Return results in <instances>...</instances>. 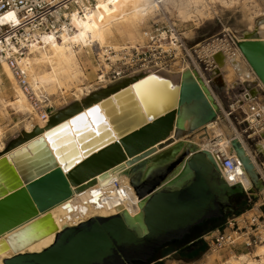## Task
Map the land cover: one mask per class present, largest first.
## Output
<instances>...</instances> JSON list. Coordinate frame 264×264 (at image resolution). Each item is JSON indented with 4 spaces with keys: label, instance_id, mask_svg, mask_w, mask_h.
Instances as JSON below:
<instances>
[{
    "label": "bare ground",
    "instance_id": "obj_1",
    "mask_svg": "<svg viewBox=\"0 0 264 264\" xmlns=\"http://www.w3.org/2000/svg\"><path fill=\"white\" fill-rule=\"evenodd\" d=\"M239 5L243 11V20L239 23L242 28L238 34L232 35L234 41L237 43L258 41L264 44V0H54L53 17L44 22L43 28L38 26L25 28L21 46L27 47V53L13 62L27 77L33 95L30 98L20 85L12 69V62L0 56V119L5 121V124L0 122V153L5 150L9 140L17 138L22 132L29 134L35 127L43 129L52 114L63 111L72 104L82 103L95 92L106 90L110 86L114 87L123 79L133 77L137 78L117 87L109 97L92 104L79 114L83 115L97 105L103 117L104 114L106 115L105 108L110 105L114 106V111L109 114L110 116L119 114L121 110H130L124 118L115 123L138 114L141 119L136 117L118 129L123 131L127 128L135 131L142 125L153 123V119L165 117L168 113L177 111L180 84L188 76L203 79L218 110L216 120L202 128L195 129V119L187 118L182 108L179 114L176 113L172 132L152 151L141 155L136 160L129 159L111 168L106 177L97 176L93 183H87L82 189L73 187L70 198L35 219L49 215L50 220L40 227L13 235L19 232L22 228L20 227L1 237L0 240L6 244L8 249L0 253V264H4V260L18 254L43 252L54 244L58 233L66 228L77 227L93 218L120 215L130 229L139 228L141 234H145L146 230L142 220L143 208L147 199L141 201L131 184L132 170L137 166H142V163L145 164L142 168L143 179H147L153 170L178 162L187 151L223 153L226 156L233 154L239 160L240 166L229 175H222L223 179L230 186L241 184L248 192L255 189L250 174L240 161L237 152L233 151L231 139L236 138L241 143L244 154L251 160L255 171L264 177V164L258 161V156L264 158V133L250 147L227 117L225 107L216 90L228 93L235 88L243 87L247 91L252 89L257 94L261 90L264 91V86L239 48L233 47L230 41L226 40L223 45L219 41L215 43L213 41L210 45L198 46L202 48L200 56H207L214 60L213 70L217 79L214 85L208 84L201 67L185 45L184 40H191L193 30L180 34L181 25L193 23L197 30L202 21H209L213 15H218V7L233 9ZM152 20L156 23L157 20L162 22L169 20L167 23L171 33L163 32L158 35L157 40L153 39L152 28L148 25ZM2 23L18 27L22 25L15 13L6 14ZM224 28L225 32H232V29L226 26ZM151 40L158 42L164 52H175V62L170 66H165L159 61L157 55L153 54L152 59L155 60V65L148 63L135 68L130 57L134 55L135 50L156 47L150 45ZM182 44L191 56L192 62L187 61L185 57L179 59L183 56L180 46ZM14 49L19 51L18 48ZM94 52L97 54L99 67L93 65ZM121 61H125V66L133 67L127 74L125 71L124 74L120 69L114 71L112 68ZM90 69H95L96 73L99 72L95 84L88 82L87 72ZM112 71L115 74L114 78L109 77ZM5 81L12 97L6 91ZM135 83L140 84L134 88ZM175 86L178 89L173 92L172 89ZM126 90H129L131 97H124L120 105L128 104L127 107L120 109L119 105L114 102V96L118 94L121 96V93ZM44 99H48L49 105L55 109L51 114L38 112L39 110L34 105L35 102L43 103ZM107 99H111L112 102L102 108L101 104ZM140 99L146 103L145 106L141 105L142 100ZM149 107L153 112L152 117H148V111H145ZM79 114L69 118L66 125L55 131L60 132L65 129L58 136L68 133L76 144L74 129H79L86 121L89 122L86 117L73 123L72 120ZM99 120L103 122L107 121V118ZM134 125V128H130ZM88 128L92 132L93 126L89 125ZM40 139L45 140L44 134L37 135L9 153L0 156V160L5 158L9 164H12L13 175L20 182L21 179L13 167L11 154L18 150L28 152L29 148L38 145ZM120 140V136L116 134L114 143ZM45 146L48 148V144ZM41 148L42 146L34 152ZM49 152L52 154L50 150ZM21 153L22 151L18 154ZM28 157H30L29 152L21 156L19 160L32 159ZM85 159L80 153L79 161L82 162ZM186 161L187 159L177 166L160 189L177 187V179L184 172ZM27 162L29 161L24 160L22 163ZM23 186L25 183L22 182L20 187ZM5 192L8 194L7 191ZM260 192L264 197V186L261 187ZM262 205H264V199L258 201L254 209L247 210L240 217L245 207L243 202L235 214L240 217L238 219L240 226L250 223L256 215L261 216L260 206ZM245 219L249 221L246 222ZM227 233L240 241L248 236V234L239 236L230 229H227ZM206 238L209 239L210 236L207 235ZM13 247L16 250H13ZM220 254L215 250L209 251L204 255L201 264H216V261L218 264H264V245H259L253 253L246 252L239 255L229 253V257L224 256L226 260H223Z\"/></svg>",
    "mask_w": 264,
    "mask_h": 264
},
{
    "label": "water",
    "instance_id": "obj_2",
    "mask_svg": "<svg viewBox=\"0 0 264 264\" xmlns=\"http://www.w3.org/2000/svg\"><path fill=\"white\" fill-rule=\"evenodd\" d=\"M238 48L264 86V44L258 41L239 42ZM136 78L123 79L114 87L95 92L82 103L72 104L67 109L52 114L43 129L35 127L29 134L22 132L7 143L0 156L37 135L44 134L45 139L38 140V145L29 148L28 158L32 159H24L29 161L27 163H22L24 160L19 159L28 152L18 150L11 154L13 167L21 182L13 175L12 164L5 158L0 160V238L20 227L22 228L19 232L13 235L40 227L50 220L49 215L35 219L70 198L73 187L82 189L87 183H93L97 176L106 177L111 168L129 159L136 160L152 151L172 132L176 113L179 114L182 108L187 118L195 119V129L216 120L218 107L208 88L201 79L188 76L181 81L179 108L176 112L153 119V123L142 125L135 131L127 128L120 131L118 129L124 123L141 116L137 114L115 123L124 118L130 110H121L119 114L110 116L114 111V106L110 105L105 108L104 117L107 118V123L100 112L98 116L88 115L89 122L86 121L82 127L73 131L76 143L71 142L73 150L62 154V150L68 145L59 147V144L69 136L68 133L63 134V137L58 136L65 129L55 131L66 125L69 118L109 97L117 87ZM140 83H135L134 88ZM177 89L175 86L172 91ZM128 91L122 92L121 96H114V102L120 109L127 107L128 103L120 104L124 97H131ZM124 93L127 94L122 96ZM111 102V99H107L101 104L102 108ZM145 104L142 100L141 105ZM150 109L151 107L145 109L148 111V117L153 116ZM98 118L104 121L99 122ZM72 122L77 121L74 118ZM89 125L93 126L92 132L88 128ZM134 127L135 125L130 128ZM116 134L121 140L114 143ZM58 137L61 138L57 140ZM40 146L42 148L34 152ZM232 147L250 174L253 187L261 190L263 184L260 174L255 171L254 165L245 156L244 148L236 138L232 140ZM20 151L22 153L18 154ZM80 153L86 158L82 162L79 161ZM186 159L184 172L177 179V187L160 189L168 176ZM144 165L142 163V166L132 170L131 184L141 201L147 199L142 220L145 234H141L139 228L130 229L120 215L93 218L58 233L54 244L43 252L18 254L4 260V264H162L163 250L174 247L181 251L183 249L176 247V244L185 239L187 244L184 249L194 248L203 241L200 235L191 237L194 228L207 221L224 220L230 215H235L247 197L241 184L230 186L223 179L213 156L208 152L187 151L178 162L153 170L147 179H143L142 175ZM22 182L25 186L20 187ZM252 192H255V189ZM7 249L6 244L0 240V253ZM13 250L16 248L13 247Z\"/></svg>",
    "mask_w": 264,
    "mask_h": 264
},
{
    "label": "built area",
    "instance_id": "obj_3",
    "mask_svg": "<svg viewBox=\"0 0 264 264\" xmlns=\"http://www.w3.org/2000/svg\"><path fill=\"white\" fill-rule=\"evenodd\" d=\"M53 1L54 0H0V56L9 62H12V69L15 75L18 77L20 85L26 90L30 98H32L33 94L28 85L27 77L13 61L17 58L24 57L27 53V47L21 46V38L25 32V28L31 26L43 28L44 22L52 19L54 13ZM8 13H15L22 25L18 27L11 24H3L2 20ZM155 26H157V24ZM163 32L171 33V30L168 28V26L166 28L162 27V29H158V27L154 29L152 27L151 33L153 35V39L156 38L157 40L158 35ZM232 35L233 34L231 33L223 32L221 36L205 41L199 45L207 46L213 41L214 43L215 41H219L223 45L226 40L230 41V44L233 47L238 48V43L234 41ZM149 42L150 45H155L156 47L151 49L147 48V52L145 53H142V49L135 50L134 55L130 57L132 61H134L132 62L134 63V67H137L138 63H142V55H146V53L149 54V61L144 60L143 62L147 64L151 63L152 65H155V60L152 59L153 54L157 55L159 61L165 66H169L168 61L170 59L174 60L176 58V55L174 54L175 52L166 53L158 44V42H153V40ZM199 45L192 47L189 50L206 76L207 83L214 85L217 79L215 76V71L213 70L214 60H211L212 58L207 56H200L199 53L202 52V48H198ZM180 46L182 49V54L183 52L186 54L183 56L188 59L189 62H192L191 56L186 51L184 44ZM14 48H18L19 51H16ZM125 64L126 63H123V68H126L127 71L133 68L132 66H125ZM141 66L142 64L139 67ZM118 76L120 77V75ZM225 94L228 97V103L225 107L227 117L236 126L237 130L240 132L247 144L250 147L253 146L255 142L260 139L262 133H264V96H262L264 91L261 90V92H257L256 94L252 89H248L247 91L246 88L238 87L228 93L225 92ZM34 105L36 109L39 110L38 112H43V114L46 115L48 114V99H44L43 103L35 102ZM233 139L234 138L231 139V145ZM211 155L220 169V172L224 176L236 171L240 166L239 160L236 159L233 154L226 156L223 153H213ZM260 178L264 186V178L261 174ZM260 191L261 190L257 188H255V192H252V190L249 192L245 190L247 197L244 201V211L242 214H240V217H242L243 214L247 212V210L254 209L258 202L257 193L261 194ZM262 199H264V197L260 195L259 200ZM260 211L261 216H254L250 220V223H245L244 226H240V222L238 221L240 217H238V215L226 217L222 227H219L217 230L208 233L210 236L209 239L206 240V238L202 237L203 241L205 239V244L207 245L208 250H215L224 254L225 256H229V253L232 252L236 255L246 252L253 253L259 245H264V205L260 206ZM245 221L248 222L249 220L245 219ZM227 229L239 234V236L246 234H248V236L242 241L236 240L227 233Z\"/></svg>",
    "mask_w": 264,
    "mask_h": 264
},
{
    "label": "rangeland",
    "instance_id": "obj_4",
    "mask_svg": "<svg viewBox=\"0 0 264 264\" xmlns=\"http://www.w3.org/2000/svg\"><path fill=\"white\" fill-rule=\"evenodd\" d=\"M218 12H219L218 15H213V18L211 20L202 21L199 29H197V30H195V26L193 25V23L186 24L184 26L181 25L180 34L185 33L189 30H193V36H192L191 40H187V39L184 40L185 45L187 46L188 49L195 47L199 44H202L205 41H208V40H211V39L216 38L218 36H221V34H223V32H225V30H226L224 28L225 26L232 29V32H229V33L235 34V35L238 34L239 30L242 28L239 26V23L243 20V11H242L241 6L240 5L235 6L233 9H222V8L218 7ZM157 21L158 22L156 23L154 20H152L149 22L148 25L151 26V28L153 27L154 29L157 27H158V29H162V27L166 28L167 26L169 28V24L167 23V22H169V20H166L167 22H162L160 20H157ZM156 24H157V26H155ZM146 44H147V46L149 45L148 42ZM145 52H147V48L142 49V53H145ZM182 55L185 56L186 55L185 52H183ZM184 56H180L179 59L183 58ZM93 57H94L93 58V65L95 67H99V63L97 62V54L95 52H94ZM144 60L149 61V54H147V53H146V55L143 54L142 55V63H138L137 67H135V68H138L141 64L142 65L147 64V63L143 62ZM186 60L188 61V59H186ZM132 62H134V61H132ZM174 62L175 61L173 59H170L168 61V65L170 66ZM123 63H125V61H123L121 63L118 62L115 65H113L112 68L114 69V71L116 69L117 70L120 69L121 71H125L127 73L128 72L127 69L123 68ZM114 71L111 72L109 77L115 76V74H113ZM98 74H99V72L96 73L95 69L88 70V72H87V76L89 78L88 82L91 84H95L97 82V75ZM5 87L7 89L6 91H8L9 86H8L6 81H5ZM216 92H217L218 96L220 97L221 102L223 103L224 107H226V105L228 103V97L226 96L225 92L219 91V90H216ZM9 94L12 97V94L10 92H9ZM48 106H49L48 114H50L55 109L52 108V106H50L49 103H48ZM15 120H17V119H15ZM0 122L2 124H5V121H2L1 119H0ZM63 136H65V135H63ZM63 136H61V137H63ZM61 137H58L57 140L60 139ZM71 142H72V139H70L69 137H65L63 139V141L60 142L59 147L64 146V145H68V147H66L65 149L62 150V154L69 153L73 150V145H71ZM261 159H262L261 157H258L259 163H262V162H260ZM257 194H258V201H261V200H259L261 194L260 193H257ZM224 222H225L224 220H220V221L215 222L214 224H211V225L205 227L204 230L200 233V236L206 238L208 233L216 230L219 227H222ZM207 239L208 238H206V240ZM200 244L202 247L205 245L206 248H204V250H202V251H199V253L192 255L189 258L182 257L179 253L180 251H177L175 248L174 249L166 248L162 252V257L164 259V262L162 264H201V260L203 259L204 255L209 252V250L207 248V245L205 244V239H204V241L200 242ZM180 249H184V248H180ZM221 256H222L223 260H226V258L224 257L225 256L224 254H222ZM226 257H229V256H226ZM216 264H218L217 261H216Z\"/></svg>",
    "mask_w": 264,
    "mask_h": 264
},
{
    "label": "flooded vegetation",
    "instance_id": "obj_5",
    "mask_svg": "<svg viewBox=\"0 0 264 264\" xmlns=\"http://www.w3.org/2000/svg\"><path fill=\"white\" fill-rule=\"evenodd\" d=\"M218 220H211V221H207L206 223H204L203 225L199 226V227H196L192 230L191 232V237H196V236H199L200 233L204 230L205 227L211 225V224H214L215 222H217ZM187 244V240H183V241H180L176 244V247H179V248H184ZM200 244V243H198ZM197 244V245H198ZM196 245V246H197ZM197 248V247H195ZM168 249H174V247H168Z\"/></svg>",
    "mask_w": 264,
    "mask_h": 264
},
{
    "label": "trees",
    "instance_id": "obj_6",
    "mask_svg": "<svg viewBox=\"0 0 264 264\" xmlns=\"http://www.w3.org/2000/svg\"><path fill=\"white\" fill-rule=\"evenodd\" d=\"M225 219H226V218H225ZM225 219H224V220H225ZM218 221H220V220H218ZM195 247H197V248H195ZM195 247L192 248V249H190V250H188V249H183V250H181L179 253H180V255H181L182 257H184V258H189V257H191L192 255L197 254V253H199V251H202V250H204V248H206L205 245L202 247L201 244H198V245L195 246Z\"/></svg>",
    "mask_w": 264,
    "mask_h": 264
},
{
    "label": "snow or ice",
    "instance_id": "obj_7",
    "mask_svg": "<svg viewBox=\"0 0 264 264\" xmlns=\"http://www.w3.org/2000/svg\"><path fill=\"white\" fill-rule=\"evenodd\" d=\"M9 15H11V14H9ZM99 111H100V108H99V105H97L95 108H91V109L89 110V112L84 113L82 116H77L75 119H76V121H80V120L86 118V117H87L88 115H90V114L99 113ZM70 123H71V122H70ZM105 123H107V122L105 121ZM53 131H55V130H53Z\"/></svg>",
    "mask_w": 264,
    "mask_h": 264
},
{
    "label": "crops",
    "instance_id": "obj_8",
    "mask_svg": "<svg viewBox=\"0 0 264 264\" xmlns=\"http://www.w3.org/2000/svg\"><path fill=\"white\" fill-rule=\"evenodd\" d=\"M241 88V87H240ZM226 92V91H225ZM262 96H264V94H262ZM264 98V97H263ZM252 147V146H251ZM261 157L262 159L260 160V162H262L261 164H264V158L262 156H258ZM264 178V177H263ZM247 217V216H246Z\"/></svg>",
    "mask_w": 264,
    "mask_h": 264
}]
</instances>
